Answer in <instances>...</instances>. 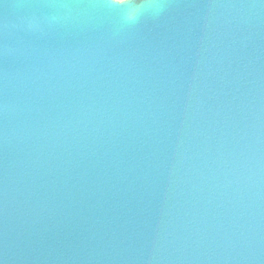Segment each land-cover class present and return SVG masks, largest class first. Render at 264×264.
Returning <instances> with one entry per match:
<instances>
[{
	"label": "water",
	"instance_id": "water-1",
	"mask_svg": "<svg viewBox=\"0 0 264 264\" xmlns=\"http://www.w3.org/2000/svg\"><path fill=\"white\" fill-rule=\"evenodd\" d=\"M0 264H264V0H0Z\"/></svg>",
	"mask_w": 264,
	"mask_h": 264
}]
</instances>
